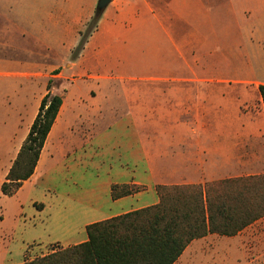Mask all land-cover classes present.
<instances>
[{"label": "crops", "instance_id": "1", "mask_svg": "<svg viewBox=\"0 0 264 264\" xmlns=\"http://www.w3.org/2000/svg\"><path fill=\"white\" fill-rule=\"evenodd\" d=\"M93 10L64 21L70 52ZM8 63L0 77L26 83L16 97L0 92V264L84 243L88 225L157 204L158 185L264 174V0H111L60 72L72 73L62 105L13 195L1 185L50 90L25 77L39 62ZM89 72L116 76L73 78ZM113 185L142 189L114 199ZM191 243H258L264 262V216Z\"/></svg>", "mask_w": 264, "mask_h": 264}, {"label": "trees", "instance_id": "2", "mask_svg": "<svg viewBox=\"0 0 264 264\" xmlns=\"http://www.w3.org/2000/svg\"><path fill=\"white\" fill-rule=\"evenodd\" d=\"M99 14L96 12L93 22L98 21ZM86 40L81 41L82 47ZM260 93L264 102V85ZM62 101V95L51 92L43 97L29 134L1 185L3 194H15L34 173ZM141 189L138 185H113L112 197ZM157 191V204L92 223L87 227L86 242L23 264H175L193 240L210 233L236 235L264 216V174L205 184L158 185Z\"/></svg>", "mask_w": 264, "mask_h": 264}, {"label": "rangeland", "instance_id": "3", "mask_svg": "<svg viewBox=\"0 0 264 264\" xmlns=\"http://www.w3.org/2000/svg\"><path fill=\"white\" fill-rule=\"evenodd\" d=\"M70 2L72 7L69 5ZM97 3L98 0H0V17L4 20L0 22V60L4 61L0 62L1 68H11L8 63L11 60L19 64L12 65V68L13 66L22 68L20 64L28 65L39 62V69L26 72L25 77L39 83L42 88L47 87L51 80L49 92L63 95L71 78L66 77L65 73H68L69 76L72 73L59 74L67 65V61L75 60L79 56L83 49L81 41L89 38L97 27V21L93 22L97 12ZM90 5H94V13L89 22L83 25L80 40L70 52L66 46L71 39V34L62 32L61 28L65 24L64 21L67 22L71 15ZM99 13V15L102 14V12ZM57 19L61 20L56 25ZM184 26L186 30L190 28L187 24ZM191 42L186 40V44ZM56 65H60V68L52 70ZM67 67H70L69 63ZM197 74L200 78L215 77V73L209 71H200ZM115 76L116 74L112 72H101L98 75L89 72L82 77L74 76L73 78L92 81L95 79L111 80ZM22 83H26V80L2 76L0 77V92L7 93L11 97L21 95L25 91ZM125 90H129V88ZM95 91L92 90L94 95H96ZM248 231L250 232V229ZM218 237V240L222 241L223 236ZM253 239H255V235ZM257 244L191 243L176 264H264L262 252L257 249Z\"/></svg>", "mask_w": 264, "mask_h": 264}, {"label": "water", "instance_id": "4", "mask_svg": "<svg viewBox=\"0 0 264 264\" xmlns=\"http://www.w3.org/2000/svg\"><path fill=\"white\" fill-rule=\"evenodd\" d=\"M110 2L111 0H98L97 12H103Z\"/></svg>", "mask_w": 264, "mask_h": 264}, {"label": "built area", "instance_id": "5", "mask_svg": "<svg viewBox=\"0 0 264 264\" xmlns=\"http://www.w3.org/2000/svg\"><path fill=\"white\" fill-rule=\"evenodd\" d=\"M54 251H55V250H54ZM54 251H52V252H54ZM52 252H50V253H52ZM43 256H44V255H43ZM35 258H36V257H35ZM33 259H34V258H33ZM27 260H32V259H29V258H28Z\"/></svg>", "mask_w": 264, "mask_h": 264}]
</instances>
